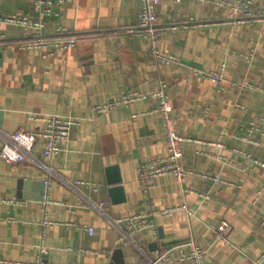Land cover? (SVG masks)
Returning a JSON list of instances; mask_svg holds the SVG:
<instances>
[{
    "label": "crops",
    "instance_id": "0c3cea01",
    "mask_svg": "<svg viewBox=\"0 0 264 264\" xmlns=\"http://www.w3.org/2000/svg\"><path fill=\"white\" fill-rule=\"evenodd\" d=\"M34 1L0 0V146L16 129L42 124L39 116L80 123L50 161L41 139L32 148L36 160L12 165L0 157V259L34 262L42 245L49 264H149L157 250L188 253L194 240L206 264H260L264 167L252 159L264 161V20H241L231 7L206 1L165 0L155 6L156 49L175 61H164L150 37L127 32L137 24L140 0H65L43 32L56 36L64 28L60 35L74 42L48 53L20 47L31 32L2 19L20 10L38 15ZM252 3L264 10V0ZM194 70L221 71L224 80ZM161 81L175 127L200 141L182 143L181 162L225 181L187 174L180 183L166 173L145 188L139 162L166 154L156 98L92 109L126 92L150 95ZM44 179L46 208L39 201ZM44 214L54 223L43 233ZM137 215L147 220L132 233L127 218ZM223 219L231 224L227 240L210 228Z\"/></svg>",
    "mask_w": 264,
    "mask_h": 264
},
{
    "label": "built area",
    "instance_id": "2783aa9c",
    "mask_svg": "<svg viewBox=\"0 0 264 264\" xmlns=\"http://www.w3.org/2000/svg\"><path fill=\"white\" fill-rule=\"evenodd\" d=\"M65 0H35L32 7L38 12V15L34 13H25L23 11H17L3 17L2 19L9 23L19 24L26 35L31 32V36L27 39L20 40L18 45L22 48H45L48 53H53L55 50L64 49L73 44L74 38L71 36H61L60 34L65 31L63 28H59V35L48 36L44 34L43 27L46 22V17L53 14H57V8L63 4ZM165 0H140V11L138 13L137 24L135 27L127 30V32H138L150 37L151 43L154 47V54L164 61H175V57L171 54L159 52L156 49L158 43V32L160 27L157 26V15L155 6ZM180 1V0H174ZM199 1V0H198ZM206 1L214 5L229 6L232 9L233 14L236 18L241 20H264V10H260L255 7L252 0H200ZM262 17V18H261ZM264 32V28L262 30ZM253 55V49L249 53L243 54V57L247 60H251ZM197 75L204 74L208 76L213 82L219 83L224 80V76L221 71H203L194 70ZM238 85L242 87H251L250 84L241 82ZM167 83L161 81L159 87L154 90L150 95L139 93L138 91L126 92L123 94L116 95L117 97L97 104L92 107L95 113H100L106 109L114 108L118 104H128L138 98H148L154 96L157 100L156 110L160 112L163 122L164 129V140L166 146V154L163 156L153 157V159L142 160L138 166V180L141 181L143 186L147 188L149 182L154 176L161 174H172L174 178L180 183L183 182V178L187 174L197 175L203 179H208L213 183L225 181L217 175L209 173L197 172L194 169L185 167L181 158L183 155L182 143L186 141L200 142L198 139L192 138L188 135L181 134L175 127V119L171 111V102L169 95L166 92ZM262 92H264L262 90ZM38 119L42 120V124L27 130L24 128L16 129L11 132L0 146V157L7 163L15 165L18 162H22L27 159L36 160L32 157L33 146L38 139L42 141L43 158L44 160L50 161L53 156L58 153L60 144L70 136V129L74 125L80 123V119L71 116H61L58 114H49V116H39ZM207 144L221 146L222 143L217 141H208ZM247 156L251 158L248 153ZM252 159V158H251ZM252 160L259 163L264 167V161L258 158ZM38 164L44 167L48 172H51V166H48L44 161H37ZM43 190L40 197V202L44 208L50 203L49 199V179H44ZM96 189V187H95ZM173 208L166 210L171 212ZM43 233L46 228L52 226L53 220H50L46 214L43 217ZM147 217L145 215H137L131 218H127L130 232L134 233L139 223L146 222ZM264 223V217L261 220ZM211 230L214 231L215 237L221 240H227L230 232L231 224L228 220L223 219L219 223L210 226ZM85 229L88 232H92L93 228L86 226ZM188 246L189 252L178 256H170L167 251L157 250L155 259L150 261L149 264H160V263H173L174 261H189L190 264H206L204 259V251L199 247L194 240H189ZM39 255L34 262L27 261H15L7 258H1L0 264H49L45 257L48 254L45 246H40ZM264 259V252L255 259L256 263H262Z\"/></svg>",
    "mask_w": 264,
    "mask_h": 264
},
{
    "label": "water",
    "instance_id": "95a60500",
    "mask_svg": "<svg viewBox=\"0 0 264 264\" xmlns=\"http://www.w3.org/2000/svg\"><path fill=\"white\" fill-rule=\"evenodd\" d=\"M1 114H2V112L0 111V124H1V117H2Z\"/></svg>",
    "mask_w": 264,
    "mask_h": 264
}]
</instances>
